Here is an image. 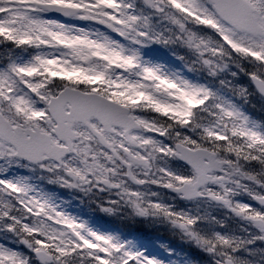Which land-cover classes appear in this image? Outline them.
<instances>
[{"label": "snow or ice", "instance_id": "1", "mask_svg": "<svg viewBox=\"0 0 264 264\" xmlns=\"http://www.w3.org/2000/svg\"><path fill=\"white\" fill-rule=\"evenodd\" d=\"M152 43L186 49L203 79L146 62ZM256 94L264 110V0H0V264H169L34 178L162 218L209 264H259L264 119L244 107Z\"/></svg>", "mask_w": 264, "mask_h": 264}, {"label": "rangeland", "instance_id": "2", "mask_svg": "<svg viewBox=\"0 0 264 264\" xmlns=\"http://www.w3.org/2000/svg\"><path fill=\"white\" fill-rule=\"evenodd\" d=\"M141 52H142L144 60L148 63L163 65L168 70L182 71L178 63L173 58H171L169 55H166L160 52L159 50H157L156 48H154L153 43L144 46L141 49ZM183 74L189 78L197 79L195 77L187 75L185 72H183ZM18 171L25 172L24 169H19ZM15 174H16V171L9 173V175H15ZM33 183L36 184L38 187L42 186V188L46 192H48L54 198V200L57 203H59L67 212L86 221L88 226L91 227L92 229L96 231H100V232H112L111 230H109V228L103 225L98 219H90L85 214H82L75 206L67 204L66 202L69 200V197L61 194L60 190L57 187L46 188L43 184H41L37 180H34ZM243 199L247 201L249 198L244 197ZM106 217H109V214H107ZM112 233H118V232H112ZM118 234L121 236V238L129 241V243L135 248L143 249L147 255L157 256L160 259L168 261L169 264H188V258L185 259L184 249H182L181 247V242H178V244L176 245V244L167 243V241L165 240L164 242H162L160 241L161 239L151 238L150 235H147L146 237H143V238L142 237L134 238V236H132L131 234H125V235H122L121 233H118ZM5 242H8V241L5 240ZM182 243L184 246L186 245L184 241H182ZM162 244L167 245V247L160 248ZM10 246L21 248V246L17 244H14V245L11 244ZM180 257H183L185 260L183 261L179 260ZM178 260L182 262H179Z\"/></svg>", "mask_w": 264, "mask_h": 264}, {"label": "trees", "instance_id": "3", "mask_svg": "<svg viewBox=\"0 0 264 264\" xmlns=\"http://www.w3.org/2000/svg\"><path fill=\"white\" fill-rule=\"evenodd\" d=\"M254 99H255V98L252 97V100H251V101H253ZM248 106H249V107L252 106V105H251V102H250V104H249ZM255 114L257 115V113H255Z\"/></svg>", "mask_w": 264, "mask_h": 264}]
</instances>
